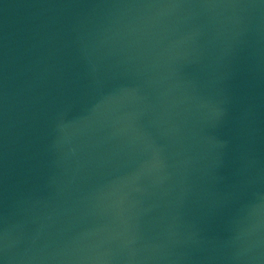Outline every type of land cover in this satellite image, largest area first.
<instances>
[{
	"label": "water",
	"instance_id": "1",
	"mask_svg": "<svg viewBox=\"0 0 264 264\" xmlns=\"http://www.w3.org/2000/svg\"><path fill=\"white\" fill-rule=\"evenodd\" d=\"M0 264H264V0H0Z\"/></svg>",
	"mask_w": 264,
	"mask_h": 264
}]
</instances>
